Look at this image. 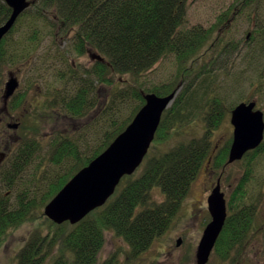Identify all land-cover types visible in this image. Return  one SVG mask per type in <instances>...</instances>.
I'll return each instance as SVG.
<instances>
[{"label":"trees","instance_id":"trees-1","mask_svg":"<svg viewBox=\"0 0 264 264\" xmlns=\"http://www.w3.org/2000/svg\"><path fill=\"white\" fill-rule=\"evenodd\" d=\"M187 1L31 0L17 20L25 16L30 23L22 29L21 38L12 35L7 43L1 42L0 72L4 66L24 69L23 78L27 76L28 87L39 89L41 106L50 111L49 120L69 126L57 129V124L52 132L40 134L36 128L31 133L19 125L18 138L7 144L0 162V243L9 229L23 221L37 217L49 222L43 236L46 241L36 242L42 229L33 228L35 232L18 252L17 264H95L106 231L123 239L131 256H137L168 228L202 166L219 170L217 177L229 179L225 170L230 140L214 151L210 145L225 103L221 92L225 86L214 88V82L222 78L234 87L251 76L255 59L254 80L258 90L264 89V0H235L233 7L220 12L215 23L205 28L186 25ZM250 12L255 13V20L244 48L225 33L229 30L226 24L242 14L250 20ZM5 14L0 12V22ZM47 35L54 39L44 43ZM208 40L206 53L214 48L210 55L201 52ZM86 52L101 59L94 58L88 65L69 60ZM169 56L175 63L174 74L158 85L144 86L140 75ZM128 73L130 79L124 77ZM104 86H108L107 96L101 102ZM176 89L140 174L135 170L124 175L107 201L75 224H55L44 215L47 201L131 121L145 93L163 96ZM23 97L17 94L9 107H18ZM236 98L230 107L224 106L226 110L251 99L242 91ZM198 112L203 113L204 133L185 140L184 127ZM173 137L181 139L162 151L153 149L155 143L163 146ZM238 163L239 177L227 199L228 213L211 254L217 264H236L256 225L264 191L260 177L264 175V138ZM156 187L162 193L161 201L151 196ZM258 227L264 235V221ZM54 247L56 254L50 255ZM233 253L236 256L231 257ZM116 261L109 258L102 264Z\"/></svg>","mask_w":264,"mask_h":264},{"label":"rangeland","instance_id":"rangeland-1","mask_svg":"<svg viewBox=\"0 0 264 264\" xmlns=\"http://www.w3.org/2000/svg\"><path fill=\"white\" fill-rule=\"evenodd\" d=\"M234 4L235 0H188L186 25H200L204 28L209 27L215 23L220 12L228 10V8L231 6L233 7ZM231 10H229L230 13ZM259 13L262 15V7L260 8ZM250 14V20L245 18L247 14H242V16L237 17L236 20L226 24L229 25V30L227 32L225 31V33L229 37H234L235 42H241V45L244 48H246L247 45L244 42V39L248 31H250L253 27L255 20L252 19L255 17V13L250 12ZM229 20L230 19H228L227 22H230ZM28 22L29 21H27V18L24 16L16 25L17 29L12 33L13 37L16 36V38H21L22 29L30 25ZM39 24L41 25V23ZM217 32L216 28L211 37L214 38ZM55 38L58 39V41L60 39L59 37ZM46 39L44 40V43H47L48 41L50 42V40L54 38L53 36L51 37V35H47ZM211 40H208L207 43L204 44L201 52L203 51L205 54L210 55L214 51V48H212L206 53V50L210 48ZM46 46L44 45V48H46ZM240 57L241 55H237V58ZM69 60L74 64L88 65L91 62L90 53L86 52L81 56H76L75 58H70ZM253 63L254 71L249 73L251 76L248 78L243 77V79H240V83L234 87H231L233 83H231L230 80H227L228 82H222V78L215 79L214 88L220 87L221 85L225 86V91L221 89V92L224 93V106L229 105L230 107L231 103L237 99V92L242 91L245 95L251 97V99L248 100H255L256 107L262 109L264 112V89H257L258 83L254 80V75L258 63L255 59ZM262 64L264 65V58H262ZM13 69L17 72V69L14 67ZM9 70L12 69L4 66L2 72H0V89L4 85L6 74ZM174 72L175 63L173 58L170 56L163 57L159 59L151 68L144 71L140 75V80L141 83L144 82V86L158 85L167 81L174 74ZM236 73L239 74V70H237ZM24 75L25 70L23 69L22 73H19V87L14 92V95H12L11 100L16 97L17 94H24V97L20 101L18 107L10 108L8 105V112L11 115V118L4 119L0 124V136L4 137V140H8L14 132L12 129L7 128V124L15 122L18 123V127L19 125L21 126L20 128L24 126L27 127V130L31 133L35 131L32 128H36V131L40 134L50 133L54 130V125L57 124V127H55L57 129L69 128L67 123L61 124L60 122L58 123L57 121L49 120V118H51L50 111L41 106L42 99L36 93L38 89L28 87V81L26 79L27 76L23 78ZM124 77L130 79L131 75L128 73ZM215 83L217 84L215 85ZM107 89L108 86H104L102 88V95L100 97L101 102H103L107 96ZM224 106L222 108L224 110L221 122L210 135V145L213 151L232 138L233 127L229 121L230 109L226 110ZM204 126L205 121L203 119V113L198 112L195 118L191 120L186 127H184L185 130L183 132V137H185L186 140L193 136L202 135L204 133ZM179 139L181 138L173 137L168 144H164L163 146L162 144L159 145V143H155L153 149H155L156 152L162 151L168 148V146L175 144ZM140 165L136 169L137 174H140L142 164ZM240 170V164L237 160L229 164L225 170L229 175V179L224 180L225 177L224 179L221 178V190L224 192L227 199L233 189V184L239 177ZM218 172L219 170L216 172L211 171L207 168V166L201 167L196 178L191 183L188 192L182 199L176 215L169 223L168 228L155 237L149 247L137 256H131L129 247L123 239L116 237L112 232L106 231L104 244L97 255V261L95 264H102L105 259L109 258H117L115 264H196L195 252L197 244L202 234V230L209 220L206 198L216 182ZM260 177L264 179V175H261ZM151 196L155 200H163L162 193L157 187L151 190ZM256 217L257 226H254L247 244H245L244 249L241 250V255L234 260L237 261V259H240L238 261L239 263L235 262L236 264H264V235L262 229L258 227L260 226V222L264 221V191L263 199L259 202L257 207ZM33 219L34 221H23L15 228L8 230L4 240L0 243V264H17L18 252L22 249L25 240L27 241L29 236L35 232L33 228L35 229L39 226V228L42 229L39 231V234H45L47 232L46 227L49 225V222H43L40 220L41 218L37 217H33ZM40 238L42 237L40 236ZM178 238L181 239V242L177 245L176 241ZM55 248L56 247H54L50 255L56 254ZM128 254L129 258L127 257ZM234 255L236 256V254L233 253L231 257ZM213 261L214 257L211 255L207 264H217V262L214 263ZM225 264L232 263L227 261Z\"/></svg>","mask_w":264,"mask_h":264},{"label":"water","instance_id":"water-1","mask_svg":"<svg viewBox=\"0 0 264 264\" xmlns=\"http://www.w3.org/2000/svg\"><path fill=\"white\" fill-rule=\"evenodd\" d=\"M12 11L9 18L0 25V40L10 30L19 14L31 4L30 0H4ZM249 33L247 34V37ZM91 58L101 59L93 53ZM18 86L15 76L4 83L3 100L13 94ZM177 90L167 95L152 92L144 94V103L126 127L101 151L78 170L62 188L44 205V215L56 224L68 221L75 224L89 212L102 206L114 193L124 175L132 174L143 161L154 139L163 112L172 103ZM233 127L232 141L227 163L240 159L244 153L257 147L264 137L263 111L256 108L254 100L241 101L230 111ZM17 128L18 123H8ZM209 221L202 230L197 244L196 264H207L215 242L222 230L227 206L219 178L207 197ZM181 239H177L178 245Z\"/></svg>","mask_w":264,"mask_h":264},{"label":"flooded vegetation","instance_id":"flooded-vegetation-1","mask_svg":"<svg viewBox=\"0 0 264 264\" xmlns=\"http://www.w3.org/2000/svg\"><path fill=\"white\" fill-rule=\"evenodd\" d=\"M11 11H12V9H11V7L10 6H8L7 5V3L4 1V0H0V12L1 13H3V12H5L6 14L3 16V18L1 19V22H0V25H2L8 18H9V16H10V14H11ZM20 16H21V14L18 16V18H17V20L20 18ZM15 21L14 22V24H13V26H12V28L9 30V32H7L4 36H3V38L0 40V44H1V42L2 41H6V43H7V41H9L10 39H11V37H12V33H11V31H12V29H14V27L18 24V21ZM1 49V48H0ZM38 66H42V70H43V64L41 63V61H39L38 62ZM19 73H22L21 72V70H18L16 73H14V70H9L8 72H7V74H6V79H5V81H7V79L10 77V76H15L18 80H19V83H20V78H19ZM5 76V75H4ZM5 81H4V83H5ZM19 87V86H18ZM32 89H38L37 87H31ZM3 89H4V85L1 87V89H0V124L2 123V121L4 120V119H6V118H11V115L9 114V112H8V105H9V101H10V99H11V97H12V95H14V93L7 99V102H4V100H3ZM17 90V89H16ZM15 90V91H16ZM14 91V92H15ZM36 93L38 94V96L40 97V92H39V89L36 91ZM41 98V97H40ZM42 99V98H41ZM8 115H10V116H8ZM8 128V127H7ZM8 129H12L13 130V134L10 136V138L8 139V140H4V137H1L0 136V138H1V144H0V162H2V160H3V158H4V156H5V151L7 150V144L11 141L12 143H13V141H15L17 138H18V136H17V134H16V130L17 129H13V128H8ZM3 139V140H2ZM218 178V177H217ZM0 191H2V188L0 189ZM211 191V190H210ZM208 196V195H207ZM207 199V198H206ZM39 233V232H38ZM41 234V233H40ZM41 237H43L44 236V234H41L40 235ZM40 238V237H39ZM40 240V241H39ZM42 241H46L45 239H44V237L43 238H40V239H38V240H36V242H38V243H40V242H42ZM27 241L25 240V242H24V244L26 243ZM24 244H23V246H24ZM23 246H22V248H23ZM104 261H106V259L104 260Z\"/></svg>","mask_w":264,"mask_h":264}]
</instances>
